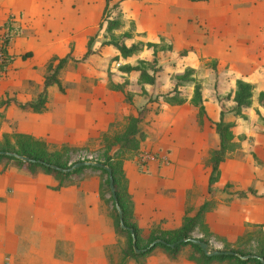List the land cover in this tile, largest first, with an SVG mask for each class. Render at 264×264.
Masks as SVG:
<instances>
[{"label": "rangeland", "instance_id": "obj_1", "mask_svg": "<svg viewBox=\"0 0 264 264\" xmlns=\"http://www.w3.org/2000/svg\"><path fill=\"white\" fill-rule=\"evenodd\" d=\"M18 1L19 8L0 24V35L13 25L8 48L18 58L0 70V143L15 146L17 139L29 137L68 163L101 161L109 154L119 167L118 189L126 218L138 226L140 247L152 235L173 237L183 217L209 199L211 206L191 235L207 239L214 249L258 253L264 235V107L258 100L264 90V0H110L104 13V0ZM116 16L121 25L109 30L107 19ZM16 20L19 24H13ZM125 31L130 33L126 44L143 46L128 56L112 43ZM21 35L36 44L51 42V56L23 57L24 49L13 47ZM148 41L158 43L156 54ZM69 50L72 58L58 71L63 88L47 87L41 112L21 107L36 99L44 75ZM126 64L138 68L124 72ZM140 70L154 81L140 80ZM237 79L253 87L251 104L242 111L228 96ZM197 84L203 109L194 98ZM173 94L183 100L168 102ZM221 111L239 145L220 162L209 192ZM131 116L139 117L136 147L123 143ZM143 151L155 159L142 163L139 155L137 160ZM4 164L0 161V200L15 192L28 214L58 218L82 237L69 264H196L188 258L195 253L189 243L176 258L158 245L132 256L126 233L119 230L107 174L99 168L85 167L56 187L52 173L31 176L16 166L9 172L12 165L2 170Z\"/></svg>", "mask_w": 264, "mask_h": 264}, {"label": "trees", "instance_id": "obj_2", "mask_svg": "<svg viewBox=\"0 0 264 264\" xmlns=\"http://www.w3.org/2000/svg\"><path fill=\"white\" fill-rule=\"evenodd\" d=\"M104 1L105 2L103 6V13L110 3V0H104ZM120 25H121V21L117 16L107 19V28L109 30L118 28ZM11 27H13V25H8L4 34L0 35V37H2V40H3V50L5 52V61L2 63L0 67L1 70L6 69L8 65L14 60V56L8 50L10 39L12 38V32L10 31V29H12ZM16 28H14V31H16ZM127 37H130V33L125 31L123 32L122 37H120L119 39H114L112 41L118 53L122 56L131 55L143 47L141 42H133L129 45L126 44L125 40ZM146 44H148L149 46H153V53L156 54V51H157L156 47L158 46V43L148 41L146 42ZM89 50H90L89 46L87 45L86 50L83 55H87ZM30 54H31V51L27 50L22 54V56L26 57V56H29ZM68 58H72L71 50H69L65 55L59 57L57 62L52 66V71L44 75L43 85L40 91L37 93L36 99L33 101L20 103L21 107L31 109L32 111H36V112H41L45 109L46 101H47V87L51 84H56L60 89L63 88L61 80L58 76V71L60 68L64 66ZM48 66L49 68H51L50 65ZM136 68H138L136 65H130V64H126L123 67H121V69L124 72H128ZM139 76H140V80L142 81H146L149 83L154 81V77L145 70H140ZM252 88L253 87L250 82L243 80V79L236 80L235 88L233 89V91H231L228 94V96H230L232 100H234L235 102L236 111H242L243 108H247L251 104ZM182 98L183 97L177 94H173V95H168L166 97V100L170 103H179L183 100ZM194 98H195L196 103L201 102V92H200V86L198 84L195 85ZM258 100H259V103L264 107V90H261L259 92ZM199 109H203L202 103L199 104ZM222 117H223V114L221 111L220 120L216 122V130L219 134V144H218V148L213 150L211 157H210V171H209L208 178H207L209 192L211 191L212 183L215 182L217 178L219 177L220 162L224 160L226 153L228 151L237 148L239 145L238 142L232 140V131L229 129V126L231 125V123L230 122L224 123L222 120ZM130 119L131 121L128 124L127 130L123 132V143L127 146L129 145L131 147H136L138 146V143H139V139L135 137V133L139 132V128L136 124L139 117L131 116ZM139 137H142L141 133H139ZM133 144H135V146ZM0 149L15 151L20 154L27 155L30 158L34 159V160H23L15 156L0 154V161L2 160L5 161V164L2 166V170L5 169L6 163H7L8 165H14L20 169L25 170L31 176H35L38 171L52 173L58 179V184L56 185V187H59L63 184L64 180L68 176H70L73 173L81 171L85 167L90 166L94 168H99L100 170L104 171L107 174L106 181L108 183V173H107V170L103 167H96L93 165H82L79 167H75L70 171H62L59 168L54 167L53 165H56L59 167H68L71 164H73L75 161L71 163H68V161H62L58 157L55 151L51 152L46 149L40 148L36 144V141L33 139H30L29 137L17 139V141H15V146L12 145L8 141L1 142ZM139 153H138V156L136 157L137 160L140 155ZM101 161L109 165L112 169L113 182H114V187H115V192H116V200L119 203L123 211V220H124L125 225L133 228V232L135 236V243L137 245L138 231H139L138 226L136 225L135 222L129 221L126 218L127 208H126L124 201H122V198H121V195L118 189L119 182H120L119 176H118L119 167L116 165L115 162L112 161V157L109 154L108 155L104 154V159ZM111 197H112V194H111ZM112 200H113V197H112ZM210 206H211L210 200L205 199L198 206L194 214L185 215L183 217L182 222L180 226L176 228V231H175L176 233L173 237L152 235L148 238V241L146 244H144L141 247L137 245V247L139 248H144V250H140L139 252H136L133 248V245H132L133 237L130 233V230L128 228H123L121 226H119V230L126 233L125 236L127 238L130 254L132 256L144 255L150 252L153 249V247L158 245L162 247L171 258H176L177 253L179 252L180 248L184 244L189 243L194 248L195 253L188 255V258L195 261L198 264H210L213 260H226V259L234 260L236 262L235 264H248V263L263 264V262L258 256H260L264 260V235L260 239L261 241L259 243L258 253L242 251L237 248H229L230 250L236 251L240 255L252 254L246 258H242L239 255H235V254H224V253L216 254V255H206L198 244L191 242L189 240L179 241L181 237H191L192 236L191 233L195 229L198 219L203 215V213L206 210L210 208ZM117 216H118V213H117ZM262 226H264V223H262L261 227ZM261 229H262L261 232L264 233L263 227ZM156 238H162L166 242H158L155 245L149 246V243ZM199 238L208 242V240L203 237H199ZM170 242H174V245L171 246L169 244Z\"/></svg>", "mask_w": 264, "mask_h": 264}, {"label": "crops", "instance_id": "obj_3", "mask_svg": "<svg viewBox=\"0 0 264 264\" xmlns=\"http://www.w3.org/2000/svg\"><path fill=\"white\" fill-rule=\"evenodd\" d=\"M18 4V0H0V24L6 21L9 13H14L19 8ZM13 24H19L18 20ZM22 30L25 31V28ZM13 47L18 51L30 50L31 54L27 58L46 60L52 54L51 42L41 41L36 44L34 39L24 38V35L17 36L16 41L13 40ZM17 60L18 58H15L12 63ZM41 84L43 85V81ZM16 168L12 165L7 170L14 172ZM3 174L0 173V182ZM3 191L0 189L1 193ZM14 193L8 195L7 200H0V264H69V261L74 263L77 242L82 238L80 234L73 229L67 231V227L58 221V218L28 214L29 207H21L20 198ZM22 225L26 228H21ZM61 250L65 252H60ZM63 253L67 256L60 257Z\"/></svg>", "mask_w": 264, "mask_h": 264}, {"label": "water", "instance_id": "obj_4", "mask_svg": "<svg viewBox=\"0 0 264 264\" xmlns=\"http://www.w3.org/2000/svg\"><path fill=\"white\" fill-rule=\"evenodd\" d=\"M0 154L15 156V157L21 158L23 160H34V159L30 158L27 155L20 154V153L15 152V151L4 150V149H0ZM82 165H93V166H96V167H103V168H105L107 170V173H108V185H109L113 200L115 201V207L117 209L120 226L123 227V228H128L130 230V233H131V235L133 237L132 245H133L134 250L136 252H139L140 250H144V248L137 247V245L135 243V236H134L133 228L130 227V226L125 225V223H124L123 211H122L119 203L116 200V192H115V187H114V182H113V174H112V169H111V167L109 165L103 163L102 161H97V160H95V161H92V160H77V161H75L73 164H71L68 167H59V166H56V165H53V166L59 168L62 171H70L73 168L79 167V166H82ZM188 240L198 244L206 255H216V254L224 253V254L239 255L242 258H246V257L252 255V254L240 255L236 251H233V250H230V249H214L211 246H209L207 241L202 240L199 237L191 236V237H181L179 239V241H188ZM158 242H166V241L164 239H162V238H156V239H154L153 241H151L149 243V246L155 245ZM169 244L171 246H173L174 242H170ZM258 257L261 259V261L264 264V260L260 256H258Z\"/></svg>", "mask_w": 264, "mask_h": 264}, {"label": "built area", "instance_id": "obj_5", "mask_svg": "<svg viewBox=\"0 0 264 264\" xmlns=\"http://www.w3.org/2000/svg\"><path fill=\"white\" fill-rule=\"evenodd\" d=\"M4 61H5V52L3 50V40H2V37H0V67ZM160 157H161V160L163 162H168L165 154L160 155ZM154 159H155V156L153 154H150V153L145 152V151L140 153V160L142 161V163H144L148 160H154Z\"/></svg>", "mask_w": 264, "mask_h": 264}]
</instances>
